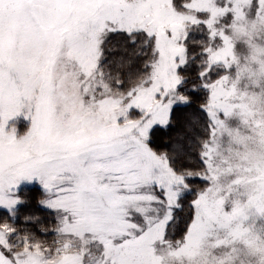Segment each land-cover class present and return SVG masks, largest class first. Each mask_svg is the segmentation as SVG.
I'll return each instance as SVG.
<instances>
[{"label":"snow or ice","instance_id":"1","mask_svg":"<svg viewBox=\"0 0 264 264\" xmlns=\"http://www.w3.org/2000/svg\"><path fill=\"white\" fill-rule=\"evenodd\" d=\"M0 264H264V0H0Z\"/></svg>","mask_w":264,"mask_h":264}]
</instances>
